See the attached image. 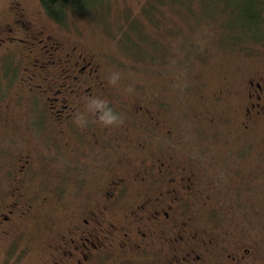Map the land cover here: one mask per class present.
Returning <instances> with one entry per match:
<instances>
[{
    "label": "flooded vegetation",
    "instance_id": "af4514ba",
    "mask_svg": "<svg viewBox=\"0 0 264 264\" xmlns=\"http://www.w3.org/2000/svg\"><path fill=\"white\" fill-rule=\"evenodd\" d=\"M47 12L42 5L28 10L26 0H10L1 12L0 88L7 96L0 99V164L9 187L2 189L0 238L22 236L27 221L36 224L42 211L33 214L35 205L60 199L64 179H72L76 197L88 179L91 193L60 217L65 227L46 243L44 264H264V242L235 222L246 214L238 208L247 210L256 204L253 193H262L255 180L260 165L229 166L226 155L205 160L214 154L206 147L195 154L176 136L177 123H167L168 114L124 100L108 84L100 58L51 25ZM91 96L108 100L124 123L106 128L89 116L88 125L78 127L74 114ZM161 97H153L158 107L167 101ZM212 100L205 107L213 114L210 126L246 132L264 121V71L243 90L219 88ZM40 105L45 113L34 112ZM255 153L264 163V151ZM46 173L57 179L54 186Z\"/></svg>",
    "mask_w": 264,
    "mask_h": 264
},
{
    "label": "rangeland",
    "instance_id": "374dc122",
    "mask_svg": "<svg viewBox=\"0 0 264 264\" xmlns=\"http://www.w3.org/2000/svg\"><path fill=\"white\" fill-rule=\"evenodd\" d=\"M9 1L0 0V17ZM226 2L75 0L62 6L58 14L47 12L46 18L51 25H59L64 33L77 36L83 49L98 56L107 77L113 72L121 74L115 87L124 100H140L168 114L167 123H177L176 136L192 147L195 154L197 149L206 147L213 149L214 154L204 155L205 160L226 155L229 166L239 163L248 170L256 163L260 165L255 180L263 188L262 193H253L256 204L249 206L248 211L245 207L238 208L239 212L245 211L246 214H240L243 218L235 219V222L241 232H250L264 242V207H259L264 200V163L259 159V153H255L256 149L264 151V121L250 126L246 132L236 129V125L221 126L218 131L208 124L207 118L213 114L205 110L206 105L213 102L214 91L223 86L243 90L248 79L258 71H264V7L263 10L249 9L250 13L257 15L258 24L250 18L251 23L247 24H255L241 29V10L231 9ZM40 5L39 0H26L30 11ZM226 25L232 28V35L236 38L234 46L219 42ZM252 35L256 39H251ZM131 42L136 47L130 45ZM243 42L246 43L243 45ZM129 86L132 88L130 92L126 91ZM159 95L164 96L161 100H167L166 106L156 105L153 97ZM6 96L7 91L0 88V99ZM225 107L223 103L216 104L217 110H225ZM40 109L45 113L42 105L34 112ZM74 169L65 167L68 172ZM90 170L83 168L86 173ZM54 171L56 168L53 167L50 173ZM6 172L5 164H0V202L5 199L2 189L9 187ZM232 175L229 170L224 177L230 182ZM43 177L50 187L57 182L49 173ZM88 181L85 180L83 186L81 184V194L76 197L72 193L75 189L72 179H64L60 199L51 198L45 207L36 204L33 214L42 211L36 224L27 221L25 225L28 227L22 236L10 240L0 238V264H44L46 243L54 240L56 233L65 227L66 221L64 224L60 217L66 215L67 208L73 207L79 197H84L83 193H91ZM44 189L48 191L50 188L45 185ZM256 209L257 215L254 214ZM203 223L210 224V221L203 219ZM104 264H110L109 260Z\"/></svg>",
    "mask_w": 264,
    "mask_h": 264
},
{
    "label": "clouds",
    "instance_id": "9594fccd",
    "mask_svg": "<svg viewBox=\"0 0 264 264\" xmlns=\"http://www.w3.org/2000/svg\"><path fill=\"white\" fill-rule=\"evenodd\" d=\"M121 79L119 72H113L108 77V84L110 86H116ZM126 91H132L129 86ZM83 110L77 111L74 114V123L84 128L89 123V116L95 118V122H98L101 126L106 128L119 127L124 123L123 117L115 112L111 107L108 100L99 96L85 97L82 101Z\"/></svg>",
    "mask_w": 264,
    "mask_h": 264
},
{
    "label": "trees",
    "instance_id": "16d2710c",
    "mask_svg": "<svg viewBox=\"0 0 264 264\" xmlns=\"http://www.w3.org/2000/svg\"><path fill=\"white\" fill-rule=\"evenodd\" d=\"M39 1L41 2V4L46 8V10L50 14L51 13L52 14H58V13H60L62 6H65V4L68 5L70 3H73L75 0H39ZM161 1H167V0H161ZM226 1L227 2L225 4L228 7H230L231 9L239 8L241 10L240 15H241L242 23L239 24V28L243 29L244 27L246 28L247 26H249L247 23L250 22V18L253 21H255V23L258 24V21L256 22L257 15L254 13H250L249 9L259 8L260 10H263L264 0H226ZM78 6H80V5L78 4ZM255 23L251 24L249 27H252ZM253 38L256 39V37L252 35L251 39H253ZM235 41H236V38H235V36L232 35V28H228V26L226 25L224 27V31L220 35L219 42L221 44H227V45L233 44V46H234ZM245 43L246 42H243V45ZM130 45H132L133 47H136L135 43H133V42H131ZM139 46L140 45L138 44V48H139ZM228 47H230V46H228Z\"/></svg>",
    "mask_w": 264,
    "mask_h": 264
}]
</instances>
